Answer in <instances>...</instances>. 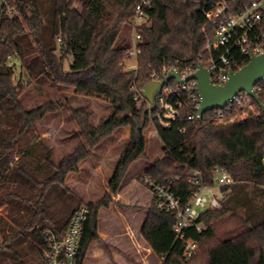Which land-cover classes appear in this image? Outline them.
I'll list each match as a JSON object with an SVG mask.
<instances>
[{"label": "trees", "instance_id": "1", "mask_svg": "<svg viewBox=\"0 0 264 264\" xmlns=\"http://www.w3.org/2000/svg\"><path fill=\"white\" fill-rule=\"evenodd\" d=\"M203 1L150 0L147 20L138 30L142 53L137 69L131 70L125 69V54L132 46V18L141 0H0V264H49L44 258L46 232L63 240L74 212L84 205L66 186L68 175L78 171L91 148L130 126V141L110 182L112 193H117L130 166L147 155L145 129L151 116L164 149L143 176L184 201L199 186L213 185L216 169L228 172L236 184L224 189L229 193L220 209L198 218L203 226L199 256L184 258L174 215L154 203L142 230L146 245L162 264H264V114L218 124L220 111L213 110L202 121L190 120L196 113L187 95L175 93L169 102L177 113L169 119L159 106L150 111L141 97L154 75L163 76L177 62L196 67L201 61L215 29L202 12ZM227 1L240 10L254 0ZM10 8L16 13L9 14ZM16 58L19 74L17 65L10 64ZM232 61L241 68L249 58L234 51ZM46 76L60 88L103 99L114 108L98 126L92 125V113L85 108L72 109L84 139L59 161L38 134L37 124L64 103L31 110L23 104L28 86ZM111 201L108 197L86 204L88 221L77 264H84L90 245L99 239V212ZM239 210L245 212V229L220 238L219 221Z\"/></svg>", "mask_w": 264, "mask_h": 264}, {"label": "built area", "instance_id": "2", "mask_svg": "<svg viewBox=\"0 0 264 264\" xmlns=\"http://www.w3.org/2000/svg\"><path fill=\"white\" fill-rule=\"evenodd\" d=\"M150 0H141L134 10L132 18L133 38L132 46L125 54V61L135 60L142 51L139 42L142 39L138 32L147 20L145 6ZM202 12L207 20L215 26L212 39H208L204 56L196 67L192 65L180 66V62L170 70L178 71L182 79L197 71L203 65L210 74L213 85L224 86L229 79L230 72L239 69L238 64L232 61L234 51L250 59L251 55L264 53V0H254L240 10H234L231 1L204 0ZM16 13L15 8L9 9V14ZM137 69V66L131 70ZM170 70H165L163 76L154 75L152 81H161ZM175 85V86H174ZM255 93L264 97V78L254 87ZM185 93L188 103L196 114L189 119L198 118L197 110L200 106V96L197 91L196 81L191 80L179 84L175 80L169 82L161 95L157 98V107L166 111L167 118L175 119L177 109L170 104L173 94ZM141 97L142 93H141ZM138 97H136V100ZM264 105V101H261ZM181 101L177 107H181ZM150 106V104H149ZM246 92L240 93L235 100L223 110H219L218 124L243 121L250 118H261L264 110ZM170 122L165 124L170 128ZM264 163V158H263ZM144 185L153 195V203L162 211L173 214L175 217L174 230L178 240L185 244L184 258L190 260L202 253V245L199 235L202 232V224L197 223L201 214L207 211L220 209L226 200L231 186L236 184L234 178L223 169H216L213 185H201L190 195L187 201L177 195L170 188L156 182L151 177H142ZM264 188V186H263ZM89 208L82 205L73 214L63 240L50 230L46 232L48 246L44 250V258L49 264H77L81 239L88 221Z\"/></svg>", "mask_w": 264, "mask_h": 264}, {"label": "rangeland", "instance_id": "3", "mask_svg": "<svg viewBox=\"0 0 264 264\" xmlns=\"http://www.w3.org/2000/svg\"><path fill=\"white\" fill-rule=\"evenodd\" d=\"M133 38V34H132ZM11 65L16 64V72L19 74L20 62L12 59ZM137 66L135 60L125 62V69H131ZM63 102L64 106L56 112L49 113L42 121L37 124L38 134L46 139L47 144L53 149L56 161L61 160L66 155L70 154L83 141V136L79 129L75 118L72 114V109L85 108L89 113H92L91 123L94 126L100 123L114 112L113 106L100 98L86 97L79 95L67 88H60L49 76L43 77L40 80L32 82L23 97V104L28 109H35L39 106L48 103ZM144 102H140L143 105ZM149 104H147L148 106ZM169 116L168 114L166 115ZM144 121H147V112L143 113ZM148 120L145 129L147 137L146 157L138 159L129 168L124 179L127 180L123 184L124 179L119 187H131L134 183L141 189H148L143 181V169L152 165V163L163 156V143L159 139L153 120ZM131 127L125 126L113 131L105 137L100 144L89 150L88 157L79 164L77 172L68 175L66 186L70 188L78 201L84 205L89 203H97L108 197L112 201L104 210H110L114 204L122 209L120 200H114L110 182L113 178L117 163L119 162L126 145L130 141ZM140 161V162H139ZM133 180V181H132ZM118 192V191H117ZM116 202V203H115ZM2 210L0 209V214ZM245 217V212L239 210L236 213L226 215L218 223V236L223 239H228L234 234H237L245 229L242 219ZM137 228V236H140ZM129 262L133 264H145L146 262L136 259L131 255L128 256ZM150 264H162V259L159 257H148L147 261Z\"/></svg>", "mask_w": 264, "mask_h": 264}, {"label": "crops", "instance_id": "4", "mask_svg": "<svg viewBox=\"0 0 264 264\" xmlns=\"http://www.w3.org/2000/svg\"><path fill=\"white\" fill-rule=\"evenodd\" d=\"M150 166L144 168L143 173ZM114 200L121 201L122 209L114 204L110 210H100L99 239L90 245L84 264H133L129 262V255L145 261V264H150L147 258L156 257V255L146 245L142 230L148 216L147 210L153 205L152 193L133 183L131 187L118 189ZM137 228L140 236L136 235Z\"/></svg>", "mask_w": 264, "mask_h": 264}, {"label": "water", "instance_id": "5", "mask_svg": "<svg viewBox=\"0 0 264 264\" xmlns=\"http://www.w3.org/2000/svg\"><path fill=\"white\" fill-rule=\"evenodd\" d=\"M264 78V53L251 55L249 62L237 71H231L224 86L213 85L208 70L200 65L193 74L182 79L178 71L172 69L161 81L147 83L142 96L150 104V111L157 108V98L163 88L172 80L179 84L194 80L200 96V106L197 110L198 120L202 121L207 112L223 110L229 106L242 92H246L264 110L260 97L255 93L254 87Z\"/></svg>", "mask_w": 264, "mask_h": 264}]
</instances>
